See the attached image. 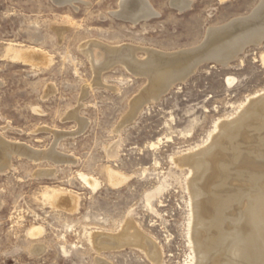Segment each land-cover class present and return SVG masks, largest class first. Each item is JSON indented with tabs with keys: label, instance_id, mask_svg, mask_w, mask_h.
Returning <instances> with one entry per match:
<instances>
[{
	"label": "rangeland",
	"instance_id": "1",
	"mask_svg": "<svg viewBox=\"0 0 264 264\" xmlns=\"http://www.w3.org/2000/svg\"><path fill=\"white\" fill-rule=\"evenodd\" d=\"M119 1L60 7L52 0H0V140L32 150L38 161L13 155L0 172V264H153L138 249L97 252L88 242L90 233L114 236L130 223L159 247L160 264H190L195 255L188 186L203 171L183 159L206 149L216 126L264 96V39L226 65L202 55L189 74L167 78L172 85L151 102L147 76L92 55L103 46L131 47L138 65L146 51L192 52L209 30L247 19L264 0H186L184 11L170 0H147L157 15L137 23L112 15ZM255 20L244 23L248 30L264 27L263 18ZM239 28L227 41L247 32ZM9 47L44 57L36 65L18 63ZM59 198L69 203L59 205Z\"/></svg>",
	"mask_w": 264,
	"mask_h": 264
},
{
	"label": "bare ground",
	"instance_id": "2",
	"mask_svg": "<svg viewBox=\"0 0 264 264\" xmlns=\"http://www.w3.org/2000/svg\"><path fill=\"white\" fill-rule=\"evenodd\" d=\"M52 1L55 5L62 7L73 5L79 0ZM170 2L179 11H184L190 4L186 0H170ZM119 6L120 10L112 13V15L117 18L130 20L132 23L157 15L147 0H120ZM259 17L264 19V1L246 20L247 22L248 20L254 21V19L257 21ZM240 22L242 23L239 29L242 31L247 29V32H242L243 34L234 40L227 41L231 38V36L227 35L234 32L235 28L231 24L227 28L225 27L226 30L224 31L222 30L223 27L220 31L209 30L203 45L192 52L188 51L185 53L184 51V53L169 55L146 51L147 59H144L145 61L143 60L138 65H134L136 61L132 57L135 50L133 52L130 49L131 47L125 48L126 46L122 50L109 49L103 46L104 48L102 47L100 51L98 50L99 53L92 55V57L95 59L112 57L116 62L126 64L127 67H135L137 72L147 76L149 79L150 87L148 90L151 91L152 97L148 102H151L150 100L156 101L160 91L163 90L164 92L172 85V83L164 84L167 78L175 79L182 72L189 74V71L191 72L194 68L193 64H197L199 62L197 59H200L202 55L205 56L206 54L208 56L207 59H213L220 64L226 65L235 58L238 51H241L244 46H249L250 44L259 45L264 39V27L248 30L249 27L246 24L244 25L245 19L236 21V23ZM91 42L90 44L93 43ZM97 45L101 46V44ZM229 46L231 50L228 52L218 51L219 48ZM6 51L10 53L12 61L24 64L36 65L44 57L34 49H14L9 47ZM87 54L86 56H88ZM156 56L161 57L162 60H151L152 57ZM147 93L145 94L148 95ZM255 97L248 106L244 105L246 108L238 115L237 119L216 126V129L219 128V130L217 132L215 130L214 134L211 135L210 144L208 143L209 146L206 149L200 153L198 152V154H193L194 156L192 157L183 159V164L190 166V169H194V172L195 169L196 172L198 170L203 171L201 172L203 174L199 177L193 178V175H195L193 174V180L190 181L189 179L191 184L188 186L191 187L193 193V197H191L193 200L190 203L192 225L189 239H191L195 251L190 264H264V96ZM31 151L22 145L6 144L0 140V172H4V169L9 167L10 158L13 155L38 162L35 160V154ZM50 154L52 155L53 151L52 153L50 151ZM44 157L42 159H45ZM59 160L61 161L62 159ZM4 161L5 163H3ZM70 162L72 163V161ZM108 172L111 175H115L116 178V172ZM191 172L193 173L192 170ZM48 174L42 173L40 175L48 176ZM79 178L93 189L99 185V182L92 178L83 175H80ZM52 195L60 194L53 192ZM50 196L46 194L45 198L48 199ZM67 199H70V197ZM66 202L67 204L69 203L65 198H59L58 200L59 205H64ZM39 232L41 234V229ZM29 233L31 236L37 237V235H32V231ZM93 235L92 233L88 235V242L97 252L107 249L115 251L134 248L141 251L153 264H160L161 262L159 247L154 241L141 234L139 230L137 231L131 223L122 228L118 234H114V236ZM103 261L100 259L97 262L98 264H106Z\"/></svg>",
	"mask_w": 264,
	"mask_h": 264
},
{
	"label": "water",
	"instance_id": "3",
	"mask_svg": "<svg viewBox=\"0 0 264 264\" xmlns=\"http://www.w3.org/2000/svg\"><path fill=\"white\" fill-rule=\"evenodd\" d=\"M116 17V16H115ZM119 19H121L120 17H118ZM245 21H247L246 19H245ZM242 22H240V23H236V21H234L233 23H232V25H233V27H235V28H237V27H239V25L241 24ZM180 54V53H179Z\"/></svg>",
	"mask_w": 264,
	"mask_h": 264
}]
</instances>
